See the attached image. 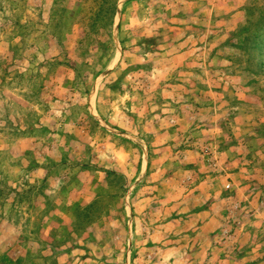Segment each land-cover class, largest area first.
<instances>
[{
    "label": "rangeland",
    "instance_id": "1",
    "mask_svg": "<svg viewBox=\"0 0 264 264\" xmlns=\"http://www.w3.org/2000/svg\"><path fill=\"white\" fill-rule=\"evenodd\" d=\"M0 264H264V0H0Z\"/></svg>",
    "mask_w": 264,
    "mask_h": 264
}]
</instances>
